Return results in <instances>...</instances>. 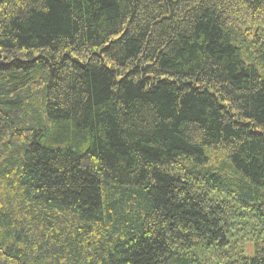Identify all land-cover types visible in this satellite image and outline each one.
<instances>
[{"label": "trees", "instance_id": "1", "mask_svg": "<svg viewBox=\"0 0 264 264\" xmlns=\"http://www.w3.org/2000/svg\"><path fill=\"white\" fill-rule=\"evenodd\" d=\"M0 264H264V0H0Z\"/></svg>", "mask_w": 264, "mask_h": 264}]
</instances>
